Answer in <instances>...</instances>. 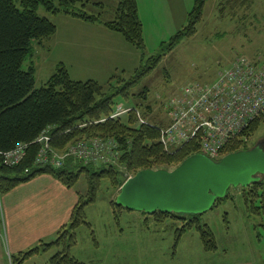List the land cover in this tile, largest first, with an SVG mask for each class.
<instances>
[{"label": "trees", "instance_id": "obj_1", "mask_svg": "<svg viewBox=\"0 0 264 264\" xmlns=\"http://www.w3.org/2000/svg\"><path fill=\"white\" fill-rule=\"evenodd\" d=\"M206 1L194 0L187 16V26L171 38L165 47L168 51L195 35ZM222 3L224 8L229 4L230 9H234L249 6L251 0H225ZM84 4L83 0H21L17 6L15 0H0V199L17 186L43 175L56 179L66 189H74L80 179H84L87 185V194L78 197L69 224L58 232L57 240L19 254L12 258V264H23L53 247L58 250L48 264H82L70 255V250L76 244L75 231L82 226L89 227L85 208L98 200L103 183L118 191L128 177L140 171L172 170L188 157L202 153L198 141L185 144L171 153L165 152L158 131L165 125L155 119L141 124L134 112L138 111L142 118H146L151 112L149 106H138L124 117L111 118L117 104L115 98H129V88L134 82L121 85L122 80L115 76L105 86L94 80L77 82L71 80L61 66L42 87L35 88L34 69L23 70V64L30 56L33 42L48 40L56 33L54 23L38 15L40 7L51 15L61 14L88 24L103 25L144 56L142 23L136 0H117L114 19L107 23L88 16L78 7H84ZM163 55L148 58L150 67L139 72L135 81L149 73ZM262 125L264 119L252 121L229 142L222 157L250 149L251 141ZM48 129L50 150L56 154H63L68 147L79 142L103 139L117 143L118 160L112 166H85L69 159L59 169L37 164L40 145L36 141ZM18 145L27 146L23 160L16 166H6L1 155ZM240 189L242 206L252 217L264 219V180ZM229 191L213 209L224 201H232ZM111 207L115 211H124L116 206L115 201ZM151 218L158 224L167 220L174 223L173 251L183 235L191 231L198 233L206 252L217 249L212 231L200 223L199 217L156 213Z\"/></svg>", "mask_w": 264, "mask_h": 264}, {"label": "rangeland", "instance_id": "obj_2", "mask_svg": "<svg viewBox=\"0 0 264 264\" xmlns=\"http://www.w3.org/2000/svg\"><path fill=\"white\" fill-rule=\"evenodd\" d=\"M20 1L15 0V4L18 6ZM83 1L84 7L80 5L78 7L88 16L97 17L101 23L113 21L117 0ZM222 2L225 0H207L195 35L184 39L168 51L165 47L171 38L187 26V16L194 0H136L142 23L144 56L126 43L119 34L106 30L103 25L81 21L88 26L86 30L88 36H93L86 43L87 48L94 45L96 52L105 55L87 58L89 63L84 68L67 66L71 69L70 79L77 82L95 80L103 86L113 76L122 80L121 85L134 82L129 88V98L121 96L115 98L116 106L122 105L130 111L138 106H149L151 110L149 116L141 117L144 121L151 123L150 120L155 119L164 125L168 124L165 106L170 100L178 97L183 88L190 85L212 84L220 73L239 58L249 61L264 60V0H251L249 6L234 9H230L229 4L224 8L221 6L224 4ZM38 15L58 23L60 39L64 33L66 39L80 38L82 35L80 33H83V30L62 24L55 19L63 16L61 14L51 15L40 7ZM107 34L113 36L111 40ZM60 39L59 49L48 56L43 55L40 59V65L47 66L46 70L37 75L35 80L37 89L54 74L55 68L51 65L55 66L59 58L67 59ZM114 40L115 42H110ZM109 52H112L111 56L108 55ZM162 54L164 55L153 69L135 81L139 72L150 67L148 58H156ZM74 58L78 56L72 60ZM28 62L29 59L23 64V70H27ZM260 140H264V125L252 139L251 147ZM85 187L86 195L87 185L84 179L76 186L80 192L84 191ZM118 192L119 190L111 189L103 183L98 200L85 208V220L90 226H82L75 231L76 252L81 256H97L106 264H138L144 258L158 257L160 252L157 248L149 246V242H170L174 238V230L170 238L168 233L163 232L153 235L150 232L153 227L149 228L150 230L145 229L142 223L146 218L145 221L158 225L151 216L128 211H123L124 214L121 215L122 211H115L111 203L115 201ZM229 195L233 198L232 201H224L215 209L200 216V223L210 228L216 245L217 242L222 245L227 243L233 246V251H242L250 256L259 253L260 258L264 260V219L252 217L247 208L242 206L240 188L230 189ZM110 207L114 212L115 222L112 221L110 214H106ZM163 223L167 226L161 227L162 230L172 228L174 225L169 220ZM197 234L191 231L185 236L187 238L185 242H199L195 239ZM202 248L204 250L203 244ZM57 250L58 248L54 247L47 256L51 258Z\"/></svg>", "mask_w": 264, "mask_h": 264}, {"label": "crops", "instance_id": "obj_3", "mask_svg": "<svg viewBox=\"0 0 264 264\" xmlns=\"http://www.w3.org/2000/svg\"><path fill=\"white\" fill-rule=\"evenodd\" d=\"M168 7L171 10L170 5ZM55 19H58L62 24L81 29L83 33H80L82 34L80 38L69 37L67 39L66 33H64V36L60 39L58 38L60 34L59 25L53 21L56 26L55 35L40 43L33 42L30 56L27 58L29 62L26 69H34L35 80L38 77L37 75L46 70L47 65L43 64V67L40 65L41 57L43 55L48 56L51 52L57 51L59 49V39L62 40L67 59L59 58L55 66L51 65L52 68H55L54 74L63 66L70 77L71 69L67 66H70V68L72 66L84 68L89 63V59L87 58H98L99 55H105L103 52H101L103 54L96 52L97 49H95L94 45L87 48L86 43L93 36H88V32L86 31L88 26H85L86 24H82L80 20L63 16L56 17ZM107 35L109 40H111L113 36L111 34ZM110 42H115V40ZM108 55L111 56L112 52H109ZM77 56L78 58L72 60L73 57ZM48 80L49 78L45 83ZM85 193L86 187L82 192L78 191L76 187L74 189H66L56 179L43 175L28 183L17 186L4 195L0 199V264H12V258H15L19 254L37 248L40 244L54 242L57 232L68 225L71 213L78 202V197L85 195ZM124 212L122 211L121 215ZM106 214H110L112 221L115 222V215L111 207L107 210ZM145 219L142 222L143 226L148 230L153 227L150 231L151 234L158 235L163 232L168 233L169 238L171 237L174 225H172V228L162 230L161 227H166L167 224L161 223L155 225L150 223V221H145ZM189 233L183 235L174 251V238L170 242H149V246L157 248L160 254L158 257L144 258L138 264H264V260L260 258L259 253L250 256L242 251H233V246L227 245V243H223L222 245L217 242V249L215 251L205 252L198 234L195 236V239L199 242H185L187 239L185 236ZM76 247L77 245L70 251L71 256L76 260L85 264H106L97 256L79 255L76 252ZM53 249L54 247L41 252L23 264H48L51 258L47 255Z\"/></svg>", "mask_w": 264, "mask_h": 264}, {"label": "built area", "instance_id": "obj_4", "mask_svg": "<svg viewBox=\"0 0 264 264\" xmlns=\"http://www.w3.org/2000/svg\"><path fill=\"white\" fill-rule=\"evenodd\" d=\"M168 124L160 128V144L171 153L192 141H198L201 152L213 160L222 158L224 148L255 119H264V60H235L209 85H190L165 106ZM132 111V110H131ZM130 110L116 106L111 118ZM141 124H147L134 111ZM40 145L36 163L62 168L65 160L88 166H112L119 156L113 140L91 139L76 143L63 154L50 150L49 129L36 141ZM27 146L18 145L2 154L6 166L18 165Z\"/></svg>", "mask_w": 264, "mask_h": 264}, {"label": "water", "instance_id": "obj_5", "mask_svg": "<svg viewBox=\"0 0 264 264\" xmlns=\"http://www.w3.org/2000/svg\"><path fill=\"white\" fill-rule=\"evenodd\" d=\"M264 179V140L216 161L194 154L172 170H143L128 178L116 206L145 216L200 217L226 198L230 189H247Z\"/></svg>", "mask_w": 264, "mask_h": 264}, {"label": "flooded vegetation", "instance_id": "obj_6", "mask_svg": "<svg viewBox=\"0 0 264 264\" xmlns=\"http://www.w3.org/2000/svg\"><path fill=\"white\" fill-rule=\"evenodd\" d=\"M255 144H256V143H255ZM255 144H254V145H255ZM254 145H253V146H254ZM253 146H252V147H253Z\"/></svg>", "mask_w": 264, "mask_h": 264}]
</instances>
